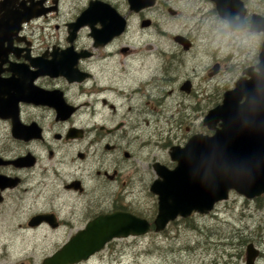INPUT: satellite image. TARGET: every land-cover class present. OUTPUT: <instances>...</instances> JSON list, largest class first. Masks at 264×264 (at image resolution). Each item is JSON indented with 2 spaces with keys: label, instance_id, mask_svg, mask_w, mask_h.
I'll list each match as a JSON object with an SVG mask.
<instances>
[{
  "label": "flooded vegetation",
  "instance_id": "flooded-vegetation-1",
  "mask_svg": "<svg viewBox=\"0 0 264 264\" xmlns=\"http://www.w3.org/2000/svg\"><path fill=\"white\" fill-rule=\"evenodd\" d=\"M263 42L264 0H0V264H45L114 212L146 221L147 232L68 263L114 264L100 259L107 246L159 242L196 213L156 230L157 168L213 132L203 119L237 83L256 88ZM244 235L214 242L234 250L204 264H244ZM247 241L260 264L264 250Z\"/></svg>",
  "mask_w": 264,
  "mask_h": 264
},
{
  "label": "water",
  "instance_id": "water-1",
  "mask_svg": "<svg viewBox=\"0 0 264 264\" xmlns=\"http://www.w3.org/2000/svg\"><path fill=\"white\" fill-rule=\"evenodd\" d=\"M260 58L256 88L249 82L237 83L203 119L213 133L193 134L182 147L170 152L177 161L173 169L157 168L162 180L151 186L159 196L156 230H163L177 216L209 212L215 203L228 198L230 190L248 199L264 194V42ZM255 89V94H250ZM147 231L146 221L114 212L77 233L44 263L77 262L100 250L113 237ZM93 236L95 240H84ZM258 253L248 243L244 264H254Z\"/></svg>",
  "mask_w": 264,
  "mask_h": 264
},
{
  "label": "rangeland",
  "instance_id": "rangeland-1",
  "mask_svg": "<svg viewBox=\"0 0 264 264\" xmlns=\"http://www.w3.org/2000/svg\"><path fill=\"white\" fill-rule=\"evenodd\" d=\"M202 118L203 115L191 116L194 129L200 127ZM161 152L163 159L169 161L167 151ZM144 195L145 208L147 209L150 206L147 202L149 196ZM155 207L156 203L154 209ZM153 212L155 210L151 209L146 215L150 216ZM251 229L253 231L249 233ZM240 231L245 233V238L251 237L247 240H257V243L264 250V197L257 202L255 198L248 199L235 191H231L229 198L217 202L211 212L206 214L193 213L186 220L172 224L161 235L159 242L153 241L151 233L145 234L147 237L140 243L127 241L107 246L103 251L105 258L100 259L107 263L111 253V256L116 257L115 259L119 261L114 259V264H204L206 254L224 250L223 255L227 260L228 252L234 248L224 249L222 243L215 245L213 243L229 240V235ZM244 239L242 244L245 246L249 241L243 242ZM251 243L254 245L252 241ZM53 245L49 242L41 243L39 246L42 251H51ZM21 247L23 245L18 243L17 250ZM142 248H145L144 254L140 253ZM112 251L116 254L112 255ZM18 261L15 264H18ZM260 264H264V260L260 261Z\"/></svg>",
  "mask_w": 264,
  "mask_h": 264
},
{
  "label": "trees",
  "instance_id": "trees-1",
  "mask_svg": "<svg viewBox=\"0 0 264 264\" xmlns=\"http://www.w3.org/2000/svg\"><path fill=\"white\" fill-rule=\"evenodd\" d=\"M263 197H264V195L258 196V197L255 198V200H257V202H258Z\"/></svg>",
  "mask_w": 264,
  "mask_h": 264
}]
</instances>
